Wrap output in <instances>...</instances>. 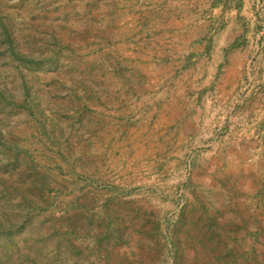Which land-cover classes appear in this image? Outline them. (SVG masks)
Masks as SVG:
<instances>
[{"label": "rangeland", "instance_id": "rangeland-1", "mask_svg": "<svg viewBox=\"0 0 264 264\" xmlns=\"http://www.w3.org/2000/svg\"><path fill=\"white\" fill-rule=\"evenodd\" d=\"M131 2L0 0V264H264V123L178 138Z\"/></svg>", "mask_w": 264, "mask_h": 264}, {"label": "crops", "instance_id": "crops-1", "mask_svg": "<svg viewBox=\"0 0 264 264\" xmlns=\"http://www.w3.org/2000/svg\"><path fill=\"white\" fill-rule=\"evenodd\" d=\"M129 5L156 11L155 18L140 19L147 28L130 33L125 48L132 49L131 67L139 68L131 69L135 82L147 74L140 89L163 91V108L152 112L163 124L175 123L178 138H212L207 146L222 149L264 123V0Z\"/></svg>", "mask_w": 264, "mask_h": 264}]
</instances>
